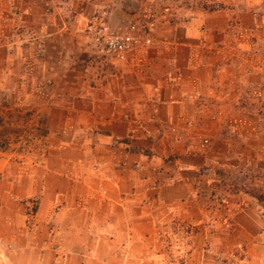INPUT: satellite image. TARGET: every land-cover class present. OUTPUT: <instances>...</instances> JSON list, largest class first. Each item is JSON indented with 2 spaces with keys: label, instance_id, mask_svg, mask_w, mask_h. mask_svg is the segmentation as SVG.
<instances>
[{
  "label": "crops",
  "instance_id": "crops-1",
  "mask_svg": "<svg viewBox=\"0 0 264 264\" xmlns=\"http://www.w3.org/2000/svg\"><path fill=\"white\" fill-rule=\"evenodd\" d=\"M98 18L151 42L103 57ZM263 34L264 0H0V264L142 256L180 217L264 259Z\"/></svg>",
  "mask_w": 264,
  "mask_h": 264
},
{
  "label": "rangeland",
  "instance_id": "rangeland-1",
  "mask_svg": "<svg viewBox=\"0 0 264 264\" xmlns=\"http://www.w3.org/2000/svg\"><path fill=\"white\" fill-rule=\"evenodd\" d=\"M260 40L264 41V34ZM259 104L264 110V99ZM0 147H4L1 139ZM224 202L227 200L222 196L211 195L207 200L208 205L214 207L210 213L219 210ZM181 219H172L157 226L148 242L144 246L142 244L144 255L131 257L123 252L106 264H264V259L247 256L246 247L238 246V240L235 239L236 243L229 238L222 241L218 223L212 224L210 219L203 223H191L188 217ZM138 251L136 248L133 252Z\"/></svg>",
  "mask_w": 264,
  "mask_h": 264
},
{
  "label": "built area",
  "instance_id": "built-area-1",
  "mask_svg": "<svg viewBox=\"0 0 264 264\" xmlns=\"http://www.w3.org/2000/svg\"><path fill=\"white\" fill-rule=\"evenodd\" d=\"M130 30L135 26L131 25ZM94 50L103 57H115L124 59L126 53L139 45L150 44L151 39L145 29L139 33L120 32L107 25L102 18H98L97 25L92 32ZM21 143L26 144L28 136L18 134ZM22 147V146H19Z\"/></svg>",
  "mask_w": 264,
  "mask_h": 264
}]
</instances>
